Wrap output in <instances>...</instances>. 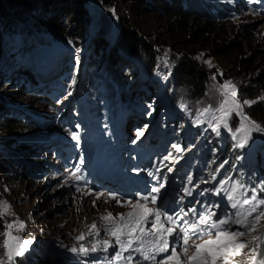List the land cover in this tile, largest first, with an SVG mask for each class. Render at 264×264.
<instances>
[{"label": "rangeland", "instance_id": "374dc122", "mask_svg": "<svg viewBox=\"0 0 264 264\" xmlns=\"http://www.w3.org/2000/svg\"><path fill=\"white\" fill-rule=\"evenodd\" d=\"M85 1L88 14L95 22L101 20V24L106 25L111 20V31L104 34L108 43H104L102 46L103 50L106 51L103 56L94 59V54L89 53L90 49L93 48L89 43V37H91L89 32L91 35H98L99 28L95 27L96 31L92 30L91 32L88 29L91 26L88 24L90 22V18H88L86 21L83 20L85 23L83 22L80 30L88 33V39L85 46L83 44L85 41H79L83 44L80 49L76 48L77 44L72 40L69 44H65L52 39L51 34H48L49 36H46L48 41L44 43L39 40V37H36L35 42L37 43L23 55H15L16 59L13 60L18 66L20 65L19 68L13 67L17 73L24 69L33 70L32 68H34L38 79L42 81L39 86L32 85L28 91L29 94L24 95L19 92V83L23 79L19 76V80H15L16 84L19 85H16L14 89V98L17 101L10 104L5 102L6 109H9L10 112L16 106L19 107L20 115H27L34 124L35 130H28L24 127L11 134L3 133L0 130V165L10 171L13 166L11 163H18V165L13 166L17 172L16 177L3 173L0 175V178H3L0 182V189L3 194L1 200L9 202L11 205V214L5 216L4 219L11 222L14 217H17L25 222L26 227L20 234L24 239H32L33 243L25 255L19 258L29 264H37L38 262L49 264L53 260L56 264H82V257L80 256L82 253H73L70 250L72 247L79 248L81 245L90 247L97 239H113L105 235L104 229L101 227V215L111 212L116 216L120 213H126L129 208L109 199L107 195L97 199L95 195L86 194L89 189H95V191L105 194L114 192L118 193L121 199L130 198L135 203L136 197L134 195L124 194L119 190V187L107 182L110 180L111 173L118 172L123 177L128 176V178L138 182L137 193L158 184L146 173V165L150 166L149 161L143 162L140 166L132 165L127 171L129 175L125 173V169L124 171L120 169L121 159L118 161L120 165L116 167L106 161V167L100 172L101 177L99 175L93 176L92 179L85 171L88 169V164L84 158L86 155L84 151L86 147L89 150L93 149L94 158V149L96 148L90 140L93 138L88 136L86 131V125L90 124L87 121L98 116L99 108L105 114L108 104L118 105L115 99H119L122 94L129 96L126 104L127 112L123 111V105L113 107L114 114L127 115L124 121V130L128 132V143L140 145L144 140L156 142V135H151L154 133L151 130L152 123H156L157 128L161 130V134L157 137L160 138V143L164 142L165 136L171 138L168 141L165 140L167 145L163 144L160 149H157V153H161L162 148L166 147L168 152L166 151L167 153L165 152L163 157L170 155L174 158L167 161L162 158L165 167L164 169L159 167L158 172L162 173L163 169L161 177L167 178L166 187L160 192V198L166 202L174 203L182 195L179 191L178 182L186 179L187 175L196 174L192 184L188 187L191 188L196 183H200V187L194 189L193 194H195L204 188L212 189L215 187V181L207 184L202 181H210L211 175L225 161L227 163L216 174L218 179L216 180H221L223 174L242 184L244 183L241 179L253 175L254 172L258 178L260 166L264 162V133L253 131L248 144L244 148H237L235 147L237 140L233 137L232 132L221 127L220 134L217 135L209 123L210 115H202L205 108L218 106L220 96L215 85L224 81H232L236 85L238 99L241 102L244 99L264 102L262 99L264 98V85L256 98L244 95L245 88L248 86L256 87L259 78L264 74V15L263 13L252 12L251 7H249L251 0H224L226 4L224 7L228 9L231 28L237 33L236 36L232 37V40L236 42L242 40V43L247 45L246 56H252L254 61L263 63L261 67H259L261 64L256 65L255 69H251L249 64L245 65L242 61L235 64L228 60L223 50L225 44L220 41L217 44L203 42L193 34L177 37L168 29L164 19L158 17L153 11H148L143 15H138L133 11L131 8L132 0H120L116 7L103 4L101 0ZM123 14L131 19L140 18L132 24H134V29L139 36L147 42L149 41L148 43H151L159 55L154 70L149 68V61L144 56L143 59L135 54L127 55L126 51L123 50L117 53L115 52L118 51L116 47L112 48L116 41V29L120 24L124 25ZM108 27L109 25H106L103 30L106 31ZM17 37L19 38V35ZM155 39H160V44H157ZM2 42H5V39ZM77 52L81 53L80 56L76 55ZM183 53L191 54L195 58L200 57L198 60L214 70L212 71L214 74L201 96L196 95V97L193 88L187 84L182 86L176 84L173 73L178 66L176 63L177 55ZM201 54L203 55L201 56ZM206 60L211 61V66L205 63ZM126 71L127 74L130 71L133 72V76L125 75ZM221 72L223 73L222 76L218 74ZM10 73V70L5 71L3 80H7ZM214 75L215 80H213ZM5 89L6 86L0 84V92ZM93 101L99 102L101 106H95ZM135 101L140 106L139 113L136 106L133 109L128 106V104L133 106ZM244 111L249 115L246 108ZM6 112L7 110H3L0 114L8 115ZM251 119L253 118L251 117ZM83 121L84 125L81 124ZM255 121L261 124V122ZM163 123H166V127H163ZM238 124V118L233 115L230 118V126L233 131L238 127ZM50 125L57 128L61 134L48 135V131L51 129ZM141 132L143 135L139 134ZM72 133H76L79 138H74ZM64 137L75 143V147L70 153L65 152L69 144L63 141ZM11 138L26 141L27 151L30 153L16 157L10 152L16 147V142L5 147L6 140ZM60 138L62 139L58 142L57 140ZM210 143L217 144L220 150L225 149L226 143H229L231 151L226 150L227 154L220 153L213 160L215 154L219 152L213 151V147L209 146ZM60 145L64 146L63 151L60 150ZM172 145L180 146L182 151L177 152ZM54 146L58 147L56 152ZM200 149H203V152L209 150V157L205 153L204 156H200ZM97 151L100 152V149ZM60 154L61 157L58 158L57 156ZM99 154L101 157V152ZM14 156L15 159L11 161V157ZM198 156L202 157L200 162L202 174L197 171L196 157ZM132 159L133 162H139L140 157L135 154ZM234 159L238 160V164L231 167L230 164L236 161ZM81 160L83 161L82 164ZM52 168L55 170L50 174L49 170ZM76 168L86 173L87 187L83 181H75L71 177V172ZM157 168H155L156 172ZM168 168H172V171L168 172ZM237 168L249 173H244L246 176L235 174L234 171ZM77 186L82 191H77ZM230 186V184L226 185V187ZM206 196L212 198V203L219 202L217 200L220 198L219 196H214L210 192L206 193ZM191 198L185 195L184 201L179 206L187 210L190 207L186 208V205L191 201ZM195 200L194 206L197 209ZM94 201L95 203H93ZM93 222L100 228L99 237L88 234L89 225ZM81 234L85 236V239L77 240L76 237ZM112 251L109 249L107 252L99 250L97 253H89L87 264H102L103 257L110 255Z\"/></svg>", "mask_w": 264, "mask_h": 264}, {"label": "snow or ice", "instance_id": "6c2138e0", "mask_svg": "<svg viewBox=\"0 0 264 264\" xmlns=\"http://www.w3.org/2000/svg\"><path fill=\"white\" fill-rule=\"evenodd\" d=\"M205 63L211 66L210 60ZM218 74L223 75L222 72ZM215 88L220 96L218 106L205 108L202 115H210L209 123L217 135L223 127L233 133L237 140L235 147L244 148L252 138L253 131L264 133V126L251 119L244 111L257 101L244 99L241 102L238 99V89L232 81L218 83ZM233 115L239 120L235 131L230 126V118ZM139 134L143 135L142 132ZM72 135L76 139L79 138L76 133ZM172 147L177 152L182 151L178 145ZM169 159L174 158L170 155L163 157L164 161ZM226 163L227 161L219 165L211 175L210 181L202 182L207 184L216 181V174ZM164 166L161 164L159 167ZM167 171L171 172L172 168ZM149 176L158 184L132 194L136 197L135 203L130 198L121 199L118 193L105 194L89 189L87 195H95L97 199L107 195L121 206L128 207L129 211L116 216L111 212L101 215V227L105 235L112 237V240L97 239L90 247L81 245L70 250L73 253L88 255L99 250L107 252L112 249L110 255L103 257L102 264H264V184L258 188H249L231 177L221 179L214 188H204L196 195L204 196L210 192L214 196L222 197L225 201L223 206L207 199L201 204L200 200L196 199L195 203L201 206V211L197 214L195 206L187 210L183 207L177 208V205L184 201L185 195L193 196L194 189L200 187L199 182L191 188L188 187L193 182L192 175L186 176V184L182 189L185 195H180L174 203L160 198L167 178L151 172ZM71 177L75 181H83L87 187L88 181L79 168L71 172ZM229 184L231 186L226 187ZM77 191L82 189L77 186ZM10 214V203L0 200V219ZM25 227V222L17 217L11 222H4L5 230L0 232V237H3L0 240V264H17V258L23 257L29 250L33 240L24 239L20 234ZM88 234L100 236V228L95 222L89 225ZM76 239L82 241L85 236L81 234Z\"/></svg>", "mask_w": 264, "mask_h": 264}, {"label": "trees", "instance_id": "16d2710c", "mask_svg": "<svg viewBox=\"0 0 264 264\" xmlns=\"http://www.w3.org/2000/svg\"><path fill=\"white\" fill-rule=\"evenodd\" d=\"M101 1L103 4L106 3L110 7H116L117 2L120 0ZM224 6H226L224 0H132L131 8L133 11L138 13V15H143L148 11H153L156 15H158V17L160 16L164 19L167 23L168 29H170L177 37L180 35L185 37L186 34H193L198 36V40L201 39L203 42L206 41L208 43L211 42L217 44L220 41L225 44L223 50L226 53L228 60L235 64L242 61L245 65L249 64L248 66L253 69L256 65L261 63L259 61H254V57L252 56H246L247 45H244L242 40H238V42L232 40V37L236 36L237 33L231 28L232 26L229 22L230 18H228L229 12ZM115 10L117 9L115 8ZM88 18H90V22H88V24L93 26L88 27L91 32L92 30L96 31L95 27L99 28L98 35H91L89 32V35L92 37H89V43L93 46L89 53L94 54V59H98L99 56H103L106 52L103 50L102 46L104 43H108V39L105 38L104 34L105 32L109 33L111 31V20H109V24H106L109 25L108 29L104 31L103 27L106 28V25H103V23L101 24V20L95 22V20L89 16L85 0H0V84H4L6 86V89L0 92V112L7 110L6 113H8V115L0 114V130L3 133L11 134L13 132L20 131L24 127L28 128V130H35V126L31 120H29L28 116L20 115L19 107L16 106V108L12 109L13 111L10 112L5 106V102L10 104L17 101L14 98V89L16 88V85L20 84L19 92L20 94L25 95L27 93L29 94L28 91L32 85L39 86L41 84L40 82H42L38 79L34 68H32L33 70L24 69L22 72L19 71V73H17L15 68H19L20 65L18 66V64L13 61L16 59L15 55H23L28 52L37 43L35 42L36 37H39V40L45 43L48 41V38H46V36H49L48 34H51L50 37L52 39L61 43L69 44V42H71L70 40H72L77 44L76 48L80 49L83 44L85 46L88 39V33L86 34L80 31L83 26V22L85 23ZM139 19V17L131 19L123 14L122 21L124 22V25L120 24L116 29V41L112 48L116 47V50L118 51L115 52L117 53L123 50L124 52L126 51L127 55L135 54L143 59L145 57L146 60L149 61V68H153L154 70L157 60L159 59V55L153 46H151V43H148L149 41L147 42L135 31L133 26L134 24L132 23L134 21L137 22ZM17 35H19V38ZM3 39H5V42H2ZM159 40L160 39H155V42L160 44ZM79 41H85V43L82 44L81 42L79 43ZM26 48L27 50H25ZM80 54L81 53L77 52L76 55L80 56ZM177 56L176 63L178 66L173 73L176 84L180 86L187 84L193 88L195 96H201L204 94L206 85L208 84L211 76L214 74L212 73L214 70L208 68L201 60H198L191 54L183 53ZM14 66L15 68L13 69ZM261 66H263V63L259 67ZM9 70L11 73L9 74L8 79L3 80V74L5 71ZM127 73L128 72L126 71L125 75H130L131 77L133 76V72L130 71L129 74ZM19 76L23 77V79H21L22 82L16 84L15 80H19ZM263 85L264 74L261 78H259L256 87L248 86L245 88L244 95L250 98H256L259 94V90L263 88ZM128 98V95L122 94L119 99H115V102H118V105L114 106L111 105V103L108 104L105 114L102 109L99 108L98 116L95 119L91 118V130L96 132L105 127L107 120L114 119V107L122 106V104L125 106ZM93 102L95 106H101L99 102ZM136 102H133V104H137L136 110L139 113L140 106ZM129 105L130 104H128V106ZM123 106L122 108H124ZM246 109L253 119L261 122L262 126H264L263 101L260 100L259 102L252 104L251 107H246ZM53 127L54 126H51V129L48 131V135L60 133L57 128ZM64 139L67 138L64 137ZM12 142L17 143L16 147L13 150H10V152L15 154L16 157L17 155H26L27 153H30V151H27V142L16 138L6 140L5 147L7 145H11ZM209 146L211 148L213 147V151L216 150L219 152L218 154H215L213 160H215L220 153L227 154L231 151L229 143H226V147L223 150H220L217 144L210 143ZM203 151V149L199 150V152H201V156H204V153L206 156L209 155V150H206V152ZM15 156L11 157V161L12 159H15ZM57 157L60 158L59 156ZM237 161L238 160L231 163V167L237 165ZM15 164L18 165L17 162L11 163L13 166ZM13 166L9 171V169L0 165V175L3 173L4 175L16 177L17 172L14 170L15 168ZM54 170L55 169L52 168L49 170V173H53ZM259 171L260 173L258 174V178H256L255 172L251 176L244 175V173L248 174L249 172L243 169L241 170L240 168H237L234 173L246 176L245 179H241L244 185L249 188H258L261 184H264V162L261 164ZM8 172L11 173L9 174ZM222 177L224 179L228 178L227 175H223ZM1 179L3 180V178H0V182H2ZM2 195L3 194L0 189V200ZM5 221L6 219H4V217L3 219H0V232L5 230ZM2 239L3 237H0V240ZM80 256L82 257V264H87L89 256L83 253ZM17 264L29 263L21 258H18ZM37 264L47 263L38 262ZM49 264L56 263L53 260L49 262Z\"/></svg>", "mask_w": 264, "mask_h": 264}, {"label": "bare ground", "instance_id": "6f19581e", "mask_svg": "<svg viewBox=\"0 0 264 264\" xmlns=\"http://www.w3.org/2000/svg\"><path fill=\"white\" fill-rule=\"evenodd\" d=\"M136 79H137V78H136ZM136 81H137V80H136ZM136 81H135V82H136ZM40 83H41V82H40ZM120 101H121V100H120ZM135 102H136V101H135ZM122 103H123V102H122ZM134 104H135V103H134ZM122 105H123V104H122ZM129 106H130V108L133 109L135 106H137V104H136V105H133V106H131V105H129ZM123 107H124V108H123V111L125 110V111L127 112V110H128L127 105H126V106H123ZM125 111H124V112H125ZM163 136H164V135H163ZM161 142H162V141H161Z\"/></svg>", "mask_w": 264, "mask_h": 264}, {"label": "water", "instance_id": "95a60500", "mask_svg": "<svg viewBox=\"0 0 264 264\" xmlns=\"http://www.w3.org/2000/svg\"><path fill=\"white\" fill-rule=\"evenodd\" d=\"M264 223V222H263Z\"/></svg>", "mask_w": 264, "mask_h": 264}]
</instances>
